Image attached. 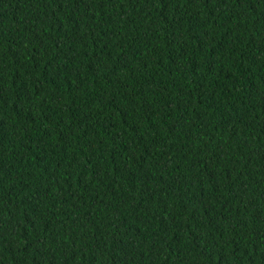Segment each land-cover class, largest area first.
<instances>
[{"label": "trees", "instance_id": "1", "mask_svg": "<svg viewBox=\"0 0 264 264\" xmlns=\"http://www.w3.org/2000/svg\"><path fill=\"white\" fill-rule=\"evenodd\" d=\"M0 264H264V0H0Z\"/></svg>", "mask_w": 264, "mask_h": 264}]
</instances>
